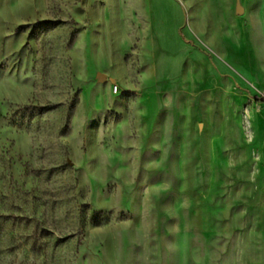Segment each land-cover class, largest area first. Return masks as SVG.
<instances>
[{"label":"rangeland","instance_id":"rangeland-1","mask_svg":"<svg viewBox=\"0 0 264 264\" xmlns=\"http://www.w3.org/2000/svg\"><path fill=\"white\" fill-rule=\"evenodd\" d=\"M236 3L0 0V264H264V0Z\"/></svg>","mask_w":264,"mask_h":264},{"label":"water","instance_id":"water-1","mask_svg":"<svg viewBox=\"0 0 264 264\" xmlns=\"http://www.w3.org/2000/svg\"><path fill=\"white\" fill-rule=\"evenodd\" d=\"M242 13H243V9L240 6L239 0H237V3H236V14L239 16V15H242ZM97 78H98V80L100 82L106 81V76H104L102 74H98Z\"/></svg>","mask_w":264,"mask_h":264},{"label":"trees","instance_id":"trees-1","mask_svg":"<svg viewBox=\"0 0 264 264\" xmlns=\"http://www.w3.org/2000/svg\"><path fill=\"white\" fill-rule=\"evenodd\" d=\"M56 24H54V23H50V22H43L42 23V26H44V27H54Z\"/></svg>","mask_w":264,"mask_h":264}]
</instances>
